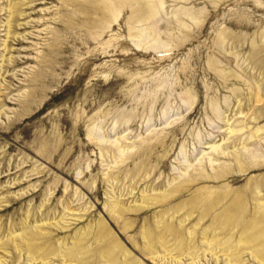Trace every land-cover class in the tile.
<instances>
[{
    "label": "rangeland",
    "instance_id": "374dc122",
    "mask_svg": "<svg viewBox=\"0 0 264 264\" xmlns=\"http://www.w3.org/2000/svg\"><path fill=\"white\" fill-rule=\"evenodd\" d=\"M28 1L0 0V264H264V0H39L19 44Z\"/></svg>",
    "mask_w": 264,
    "mask_h": 264
},
{
    "label": "bare ground",
    "instance_id": "6f19581e",
    "mask_svg": "<svg viewBox=\"0 0 264 264\" xmlns=\"http://www.w3.org/2000/svg\"><path fill=\"white\" fill-rule=\"evenodd\" d=\"M24 1V0H23ZM26 1V0H25ZM39 0H31V1H28V2H19V3H17V4H15L14 6H13V9H14V11L12 12V14H10V16H9V18H8V20H7V28H5V29H7L6 31H7V36H8V38L10 37L9 35H12V36H14L13 34H12V31H15V29L16 30H19V29H21V30H23L24 32H25V34H24V32L22 33L21 32V34H17L16 33V35H18V38H16V37H14V38H16L15 40L17 41V42H19V44H27V42H28V40L30 39L31 40V38H33L32 36L34 35V33H32V31H29V29L30 28H34V27H38V26H40V24H42V21H41V18L39 19V20H29V19H31V15H33L32 13H29L28 11H35L36 9H37V7L38 6H40V4H42V3H39L38 2ZM43 1V0H42ZM77 5V3H74V5ZM148 4V3H147ZM29 5V6H28ZM162 5H163V3H162V0L160 1L159 0V3L157 4V5H155V9L158 11V9L159 8H161L162 7ZM24 6H27V7H24ZM76 7V6H75ZM27 9V10H26ZM48 9H50V8H47V9H43V11L45 10V15L47 14V12L49 11ZM42 11V12H43ZM51 11V10H50ZM36 12V11H35ZM41 12V11H40ZM38 14H40V13H38ZM60 17H58V18H56V17H54V21H55V23H57V25H61V23H62V21H63V16L61 17V15L59 14V12L57 13ZM42 15V14H41ZM18 17H21L22 18V20H24V21H20V23H18V24H16L15 23V19L16 18H18ZM21 18H18V19H21ZM43 18V17H42ZM48 17H46V19H47ZM48 20V19H47ZM18 21V20H17ZM53 21V22H54ZM16 24V26L15 25H13L14 23ZM44 23V22H43ZM46 23V22H45ZM45 25V24H44ZM9 27V28H8ZM59 27V26H58ZM57 30H56V32H54V37H52L53 38V42L51 43V44H49V46H48V48L47 49H50L51 50V48L53 49V50H57L56 52H58V51H60V49H61V47H62V38H61V35H60V31H59V28H56ZM27 30H28V32H27ZM147 31V30H146ZM146 31H143V32H141V34H139V37H143L144 38V35H151V34H147V32ZM35 35H36V33H35ZM6 36V35H5ZM151 37V36H150ZM51 38V39H52ZM9 42V43H8ZM13 42H15V41H13ZM12 43V42H11ZM5 45H4V47H6L5 48V51H6V49L8 48V52H7V54H9L10 52H12V51H10V48H9V45H10V41H8L7 39H5V43H4ZM9 44V45H8ZM29 44V43H28ZM13 47H14V45H13ZM46 49V50H47ZM17 50V49H16ZM31 50V49H30ZM52 50V51H53ZM24 51L26 52V50L24 49ZM23 51V52H24ZM51 52V51H50ZM26 53H28V52H26ZM53 52H51V54H52ZM60 53V52H59ZM6 52H3V54H2V57H3V63L4 62H6V61H10V60H12V61H14L15 60V62L14 63H19L20 64V62H22V61H24V60H29V56L28 57H20L19 59H18V57L16 58V57H14V56H11V57H9V59H7L6 58ZM57 54V53H56ZM13 55V54H12ZM49 56L50 55H47V53H45V54H42L40 57V60H39V63L41 64V68L40 69H38L37 71H34V74L32 75V78H30L28 81L30 82V83H32V84H36V85H38V83L39 82H41L42 80H46V77H48V72H47V67L48 66H50V63H48L49 62ZM13 57H14V60H13ZM54 57V56H53ZM51 60H52V57H51ZM50 60V61H51ZM54 61V60H53ZM52 62V61H51ZM44 63V64H43ZM22 64V63H21ZM56 64V63H55ZM55 64H54V66H55ZM2 65V64H1ZM45 65V66H44ZM52 66H53V64H52ZM46 67V68H45ZM48 69H49V67H48ZM48 71H50V70H48ZM45 75V76H44ZM42 85V84H41ZM261 129H259V131H260ZM245 148V147H244ZM240 156V155H239ZM255 156V155H254ZM237 159V158H236ZM258 159V158H257ZM243 160V159H242ZM252 161V160H251ZM255 161V160H254ZM258 162V161H257ZM237 164H238V162H237ZM221 175V174H220ZM236 202H238V201H236ZM239 203V202H238ZM241 204H239V206H240ZM238 205H237V203H234V206H232V204L229 206V208L225 211L226 212V214H227V216L225 215L224 216V219H222V224H224L225 222H227V220H230V222H229V225H232L233 223H235L236 222V217H234L233 216V214H235V212L234 211H236V210H238L239 211V209H240V207H237ZM263 209V208H262ZM111 210L112 211H116V212H120V213H122V212H125V208H123V206H120V203H118L117 201H115L113 204H112V206H111ZM257 225H258V223L256 224V223H254V224H249V225H246L245 227H244V232H245V234L246 235H248V238L246 239V240H242L241 242H245L246 244H251L252 245V247H253V249H255V247L257 248L256 250H258L259 248H263V250H261V251H259L258 252V255L259 256H262V255H264V244H262V240H263V238H264V231L263 230H261V231H258L257 230ZM148 245V244H147ZM150 245V244H149ZM151 248V247H150Z\"/></svg>",
    "mask_w": 264,
    "mask_h": 264
}]
</instances>
